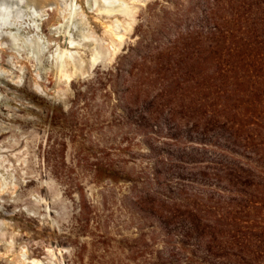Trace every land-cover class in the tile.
Masks as SVG:
<instances>
[{"label":"rangeland","instance_id":"rangeland-1","mask_svg":"<svg viewBox=\"0 0 264 264\" xmlns=\"http://www.w3.org/2000/svg\"><path fill=\"white\" fill-rule=\"evenodd\" d=\"M63 1L68 20L49 3H32L41 19L33 23L31 9L15 25L30 40L15 52L0 46V264H146L152 221L135 210L130 180L148 145L125 111L135 98L125 91L122 57L140 37L162 44L194 30L205 0ZM33 24L39 35L29 33ZM68 35L89 40L71 51L69 81L54 64ZM91 55L99 62L88 70ZM34 84L59 100L38 95Z\"/></svg>","mask_w":264,"mask_h":264},{"label":"trees","instance_id":"trees-1","mask_svg":"<svg viewBox=\"0 0 264 264\" xmlns=\"http://www.w3.org/2000/svg\"><path fill=\"white\" fill-rule=\"evenodd\" d=\"M204 4L194 30L140 37L122 57L125 111L148 145L130 180L152 221L144 263L264 264V0Z\"/></svg>","mask_w":264,"mask_h":264},{"label":"bare ground","instance_id":"bare-ground-1","mask_svg":"<svg viewBox=\"0 0 264 264\" xmlns=\"http://www.w3.org/2000/svg\"><path fill=\"white\" fill-rule=\"evenodd\" d=\"M32 3H34L35 6H36V3H38V6L39 7L41 6L42 9H44V6L47 3H49L48 6H50V5L51 6H55L56 9L58 10V16L60 17L59 18L60 19V22L61 21L68 20L69 19V16L72 14V8L71 9L70 8H67L65 6V2L63 0H0V41L3 39L4 40V43H5V45H2V41H1L0 42V44H1L0 46L1 47H4L5 50H7V51L8 50H11V51L14 50V52L16 50L18 51L21 48L20 46H22L21 43H23V41L25 39L26 40L24 42H27V40H30V37H26V36H25V39L24 40L23 39H20L18 37V33H19V30L21 29V27L18 26L19 27L18 28V27H15V25L16 24L19 25L20 24L19 22H22L20 18L23 19L24 17H20V16H22L23 14H26V12L28 10H31L32 9L31 8V5H30ZM104 5L107 6L106 3H104ZM108 5H109V3H108ZM105 8H107V7H105ZM42 9H40V10H42ZM40 10H38V9L35 8V9H32L31 10L32 12L29 11L30 13H32V16L31 15H29V16L31 18L34 16L32 18L33 19V21H32L33 23H35V21H34L35 19L34 18H38V20L41 19L42 16H41ZM31 18H28V19L31 20ZM19 19H20V21H19ZM35 25H34V27H30L29 26V28H28L29 33L32 34L33 36H36V34L38 32V27H37V25L36 26ZM13 27H15V28H13ZM24 27L26 28V25H24ZM24 33H25V31H24ZM37 35H39V34H37ZM91 36L92 35H90V37ZM21 38H22V36H21ZM87 41L89 42V40L88 39L86 40V38H85V39H82V41L80 40L79 42H74V39H71V36L68 35L66 37V40H65V48L62 50L63 51V54H60L58 56L56 55V58L54 59V64L59 69V74H60L61 77H63V79L69 81L70 80V76L73 75V71L69 72V75L66 74V72H67V60L69 58H72L71 51L73 49H75L76 47H80V43L81 42H87ZM96 41L97 40L95 39L94 42H96ZM8 61L10 62V60H8ZM98 62L99 61H98L97 57H95V55H91V59H90V61H88V65H87L88 70H92L98 64ZM82 64H84V62H82ZM72 65L74 66L75 64H72ZM3 76H5V75H3ZM33 91L36 92L38 95H40L42 97H45L47 99L56 100V101L59 100V97L58 96H49L45 92L40 91L39 87H37V84L36 85L35 84L33 85ZM1 188H2V186L0 185V189ZM11 259H13V258H11ZM14 259H13V261H14Z\"/></svg>","mask_w":264,"mask_h":264}]
</instances>
